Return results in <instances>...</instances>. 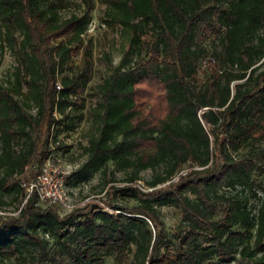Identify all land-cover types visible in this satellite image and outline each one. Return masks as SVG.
<instances>
[{
    "label": "trees",
    "instance_id": "16d2710c",
    "mask_svg": "<svg viewBox=\"0 0 264 264\" xmlns=\"http://www.w3.org/2000/svg\"><path fill=\"white\" fill-rule=\"evenodd\" d=\"M83 1L64 16L71 0H0V66L16 59L0 81V211L20 203L0 213V258L264 264V0H99L122 54L97 86L86 157L66 183L98 175L104 194L64 214L27 195L23 181L84 119L95 1ZM165 206L180 209L174 230Z\"/></svg>",
    "mask_w": 264,
    "mask_h": 264
},
{
    "label": "rangeland",
    "instance_id": "374dc122",
    "mask_svg": "<svg viewBox=\"0 0 264 264\" xmlns=\"http://www.w3.org/2000/svg\"><path fill=\"white\" fill-rule=\"evenodd\" d=\"M71 5L62 11L64 16H69L73 12H82L85 8V3L83 0H71ZM95 5L91 12L93 20L92 24L85 35L86 39L91 38L93 43V52L95 59V73L92 80L89 82L88 87L85 91V106L83 108L84 119L79 123V126L74 131H67L62 134L61 138L63 140L64 147L61 149H56L54 151V157L51 158L53 164L56 166H62V168H68L71 173L78 167V165L85 159L86 155L83 153V146L87 144L86 134L92 127L91 119V109L99 100V94L97 90L98 84L102 81L103 77L110 73L112 64H115L120 59L122 54V39L120 36V29L118 26L112 27L106 23H103L102 16L104 13L105 6L99 2V0H94ZM110 54V55H109ZM113 59L111 61L110 57ZM73 59L75 62L79 63L81 59V52L74 54ZM207 58L203 66L208 62ZM16 59L14 55L7 52L4 56L3 62L0 66V81L7 79L10 70L13 68ZM202 70V69H201ZM202 74V72H200ZM252 145L247 144L242 152H248L251 150ZM255 147L264 148V136H262L258 141L255 142ZM189 164L184 165V169H187ZM37 174V173H36ZM145 176L150 175V171L144 172ZM98 175H96L90 182H83L78 185H72L66 183L67 191V204L57 205L58 210L61 213L70 212L73 208L85 204V202L92 198L95 194L101 196L104 194L97 193V189H92V185L98 182ZM256 181L264 185V165L261 171L257 172L255 175ZM141 185L144 183L141 182ZM90 194V195H89ZM87 195H89L87 197ZM116 203H127L133 204L134 199L129 197L117 196ZM11 200V198H7ZM26 201V196L22 200L21 205ZM19 202L7 203L2 208L0 213L3 214H17L19 209L17 208ZM70 205V206H69ZM163 218L167 223L170 230H174L176 224L180 221V209L171 206H165L162 208ZM110 259L109 261H111ZM15 261L14 257L1 259L0 264H13ZM229 264H251L250 262L237 258Z\"/></svg>",
    "mask_w": 264,
    "mask_h": 264
},
{
    "label": "built area",
    "instance_id": "2783aa9c",
    "mask_svg": "<svg viewBox=\"0 0 264 264\" xmlns=\"http://www.w3.org/2000/svg\"><path fill=\"white\" fill-rule=\"evenodd\" d=\"M61 87L60 84H58ZM71 173L68 168L56 166L47 158L37 174L23 181L27 195L36 193L41 202L46 204H67L66 178ZM70 206V205H69Z\"/></svg>",
    "mask_w": 264,
    "mask_h": 264
}]
</instances>
